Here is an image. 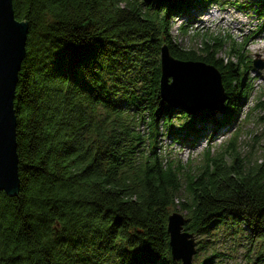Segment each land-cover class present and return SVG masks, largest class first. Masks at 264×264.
<instances>
[{
  "label": "trees",
  "instance_id": "obj_1",
  "mask_svg": "<svg viewBox=\"0 0 264 264\" xmlns=\"http://www.w3.org/2000/svg\"><path fill=\"white\" fill-rule=\"evenodd\" d=\"M209 4L218 1L13 0L29 33L15 99L20 190L0 192V264H181L167 229L179 207L195 237L244 226L264 260V156L244 162L238 132L198 167L157 153L160 124L174 122L160 94L164 45L221 74L218 127L233 125L231 98L245 95L242 48L223 59L217 40L204 53L173 44L170 17Z\"/></svg>",
  "mask_w": 264,
  "mask_h": 264
},
{
  "label": "rangeland",
  "instance_id": "obj_2",
  "mask_svg": "<svg viewBox=\"0 0 264 264\" xmlns=\"http://www.w3.org/2000/svg\"><path fill=\"white\" fill-rule=\"evenodd\" d=\"M217 1L218 4H209L201 12L191 13V17L188 14L171 16L173 44L184 51L204 53V41L213 44L217 40L223 46V51L218 55L223 59L227 57L232 44L242 48V59L249 63L247 76L242 83L245 95L239 96V99L231 98L232 116L236 120L229 127H218L223 121L222 112L218 109L220 106L216 115L207 120L171 109L162 100L174 111L171 115L174 122L161 123L157 137V153L165 162L175 159L181 164L193 162V167H198L207 149L217 151L228 146L236 132V148L244 162L254 163L264 156V69L253 66L256 58L264 65V54L258 47L264 45V36H256L264 28V0ZM162 9H166V5ZM183 26L188 28L186 35L180 31ZM234 85L238 86V83ZM161 114L163 116L165 113ZM148 116L146 112L145 120ZM145 129L141 128L142 131ZM196 132L198 135H195ZM184 200L182 194L179 202ZM179 209L176 212L185 217ZM218 226L207 236L195 237L197 246L193 264H203L212 256L214 258L209 260V264H264V260H261L263 244L250 230L240 224Z\"/></svg>",
  "mask_w": 264,
  "mask_h": 264
},
{
  "label": "water",
  "instance_id": "obj_3",
  "mask_svg": "<svg viewBox=\"0 0 264 264\" xmlns=\"http://www.w3.org/2000/svg\"><path fill=\"white\" fill-rule=\"evenodd\" d=\"M158 1L174 5L183 0ZM28 33L29 25L16 19L13 0H0V192L9 197L17 196L20 190L15 99ZM160 66L161 98L169 108L208 120L225 104L222 77L214 66L177 60L167 45L161 48ZM253 66L264 69L258 58ZM185 224L179 212L169 215L170 249L175 262L193 264L197 242Z\"/></svg>",
  "mask_w": 264,
  "mask_h": 264
},
{
  "label": "bare ground",
  "instance_id": "obj_4",
  "mask_svg": "<svg viewBox=\"0 0 264 264\" xmlns=\"http://www.w3.org/2000/svg\"><path fill=\"white\" fill-rule=\"evenodd\" d=\"M263 31H264V28H262V29L258 32V34H256V36L262 38V37L264 36ZM258 47H259V50L262 51L263 54H264V45H260V46H258Z\"/></svg>",
  "mask_w": 264,
  "mask_h": 264
}]
</instances>
